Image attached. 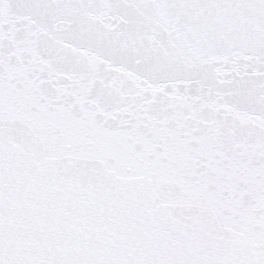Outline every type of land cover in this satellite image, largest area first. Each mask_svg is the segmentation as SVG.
<instances>
[{
    "label": "snow or ice",
    "instance_id": "1",
    "mask_svg": "<svg viewBox=\"0 0 264 264\" xmlns=\"http://www.w3.org/2000/svg\"><path fill=\"white\" fill-rule=\"evenodd\" d=\"M0 264H264V0H0Z\"/></svg>",
    "mask_w": 264,
    "mask_h": 264
}]
</instances>
